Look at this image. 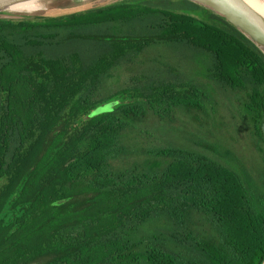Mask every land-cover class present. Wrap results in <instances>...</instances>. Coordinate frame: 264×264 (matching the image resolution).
I'll return each instance as SVG.
<instances>
[{
  "label": "trees",
  "instance_id": "16d2710c",
  "mask_svg": "<svg viewBox=\"0 0 264 264\" xmlns=\"http://www.w3.org/2000/svg\"><path fill=\"white\" fill-rule=\"evenodd\" d=\"M263 261L254 43L189 0L0 21V264Z\"/></svg>",
  "mask_w": 264,
  "mask_h": 264
},
{
  "label": "water",
  "instance_id": "95a60500",
  "mask_svg": "<svg viewBox=\"0 0 264 264\" xmlns=\"http://www.w3.org/2000/svg\"><path fill=\"white\" fill-rule=\"evenodd\" d=\"M34 1V0H0V21H22V20H37L45 19L48 17L60 16L65 14H70L74 12L87 11L103 6L100 5H89L88 3L94 0H87L84 3H72L74 7L70 8H58L51 9L52 6L56 5L58 1L63 0H39L45 1L48 7L45 10H41L32 14L25 13H13L10 11L15 5ZM110 0H105V2ZM119 1V0H111ZM213 14L221 17L231 25H233L237 30L244 34L252 43H254L258 49L264 54V15L256 10L250 3L246 0H189ZM264 4V0H259ZM87 4L88 7H82L81 5ZM91 4V3H90ZM81 7H80V6ZM120 98H115L108 101L102 105L96 107L90 114V116H95L100 113H106L114 110L116 106L121 103ZM65 200L59 201L57 203H63ZM264 264V261L263 263Z\"/></svg>",
  "mask_w": 264,
  "mask_h": 264
},
{
  "label": "rangeland",
  "instance_id": "374dc122",
  "mask_svg": "<svg viewBox=\"0 0 264 264\" xmlns=\"http://www.w3.org/2000/svg\"><path fill=\"white\" fill-rule=\"evenodd\" d=\"M111 2H113V1L110 0V1L105 2V0H94V1L90 2L91 4L90 3H88V4L89 5H97V4L98 5H100V4L105 5V4H108V3H111ZM89 5L84 4V5H81V6L82 7H88ZM70 7H74V5L71 4V1L63 0V1H58L57 4L54 5V6H52L51 9L70 8ZM195 15L196 16H199L201 18L203 16H204L203 18H207L206 17V13L204 11H200L198 14H195ZM149 50H152V51L158 52V53L164 51V52H167L168 53L167 56L168 55H171L174 52L173 47H171V48H169V50H167V49H165L163 47H160V46H158V47H156V46L153 47L152 46V47L149 48ZM184 65H186V63H184ZM128 77H127V75L125 73H123L122 71H120V72H117L113 76V79L116 80L115 84L117 86H122V84H125L126 81H128ZM155 127L157 129V134H159L160 136H162L166 141H170V140H174L175 139V134L174 135H170V134L166 133L164 131V129L162 128L161 125H155ZM242 138H243V136H240L239 139H238V142H237V147H239L240 149H241V147H245V146H243L245 140H243ZM187 140H188L187 143H191V145L194 146L195 143H194V141L192 139L191 140L187 139ZM193 148H198L199 151L204 152V149L202 147H193Z\"/></svg>",
  "mask_w": 264,
  "mask_h": 264
},
{
  "label": "bare ground",
  "instance_id": "6f19581e",
  "mask_svg": "<svg viewBox=\"0 0 264 264\" xmlns=\"http://www.w3.org/2000/svg\"><path fill=\"white\" fill-rule=\"evenodd\" d=\"M87 0H73L72 3H84ZM250 3L256 10H258L261 14L264 15V4L259 0H246ZM48 7V4L45 1H29L25 3H21L10 8V11L13 13H25L32 14L39 12L41 10H45Z\"/></svg>",
  "mask_w": 264,
  "mask_h": 264
}]
</instances>
